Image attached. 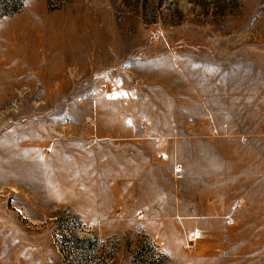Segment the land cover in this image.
Returning <instances> with one entry per match:
<instances>
[{
	"label": "rangeland",
	"instance_id": "obj_1",
	"mask_svg": "<svg viewBox=\"0 0 264 264\" xmlns=\"http://www.w3.org/2000/svg\"><path fill=\"white\" fill-rule=\"evenodd\" d=\"M34 36L31 47L26 38ZM53 39L59 44L47 47ZM0 41V264H100L107 257L112 264H227L229 244L248 234L234 227L220 234L177 232L171 225L128 228L122 226L128 218L117 214L121 201L115 212L106 211L114 229L99 231L80 216L75 196L83 194H75L67 172L75 160L105 161L107 151L134 155L129 140L111 135L109 144L96 136L99 114H153L160 89L187 95L184 84L174 90L147 82L146 62L169 58L220 68L226 79L221 84L216 77L214 87L226 93L243 87L245 95L244 87L264 76L249 67L250 51L264 49V0H0ZM121 67L133 70L122 89L125 100L104 104L109 89L101 76ZM11 79L18 81L11 85ZM197 127L206 135L217 131L210 121ZM107 143V151L100 148ZM64 208L88 222L100 242L115 240L111 253L88 240L66 242L68 224L56 219Z\"/></svg>",
	"mask_w": 264,
	"mask_h": 264
},
{
	"label": "crops",
	"instance_id": "obj_2",
	"mask_svg": "<svg viewBox=\"0 0 264 264\" xmlns=\"http://www.w3.org/2000/svg\"><path fill=\"white\" fill-rule=\"evenodd\" d=\"M250 52L249 67L264 73V49ZM196 63L180 65L169 58L146 62L142 75L147 82L187 88L182 98L156 91L153 114L114 113L104 118L99 114L96 136L109 144L111 135L127 139L134 155L131 159L107 151L112 147L107 143L100 147L107 151L102 155L105 161L88 165L72 161L75 170L67 174L75 181V194H83L75 196L80 202L76 206L99 231L114 229L106 224V211L112 212L118 201L121 218L129 220L122 226L132 229L162 231L171 225L177 232L220 234L234 227L248 236L229 244L223 254L227 264H264V76L257 75L253 87H244L245 95L243 87L226 93L224 86L214 87L216 77L225 82L224 71ZM61 68L58 64L59 72ZM130 68L101 76L109 89L104 104L115 106L125 100L122 89L131 78ZM179 101L189 108L179 111ZM208 121L217 130L212 135L197 127ZM142 125L147 128L142 130Z\"/></svg>",
	"mask_w": 264,
	"mask_h": 264
},
{
	"label": "built area",
	"instance_id": "obj_3",
	"mask_svg": "<svg viewBox=\"0 0 264 264\" xmlns=\"http://www.w3.org/2000/svg\"><path fill=\"white\" fill-rule=\"evenodd\" d=\"M128 154H131L130 152ZM239 203H237L238 205ZM117 214H122V211H117ZM56 219H60L61 221L66 222L68 224L69 230L64 231V238L66 242H83V241H90L95 244H101L104 250H107L111 253L113 248V244L115 240H108L100 242L97 238L96 233L93 231L91 225L81 220L75 214L70 212L67 208H64ZM231 225L233 224L232 221L229 222ZM58 246V245H57ZM189 250L193 251L194 248L192 246L189 247ZM113 259L111 257H107L104 261H101L100 264H112Z\"/></svg>",
	"mask_w": 264,
	"mask_h": 264
},
{
	"label": "bare ground",
	"instance_id": "obj_4",
	"mask_svg": "<svg viewBox=\"0 0 264 264\" xmlns=\"http://www.w3.org/2000/svg\"><path fill=\"white\" fill-rule=\"evenodd\" d=\"M37 17H40V16H37ZM32 19H33V18H32ZM48 22H49V21H48ZM55 23H56V22H55ZM41 27H43V23L41 24ZM53 28H54V30L57 29V27H55V26H53ZM53 28H52V29H53ZM50 29H51V28H50ZM13 30H14V29H13ZM20 30H21V29H20ZM59 30H60V29H59ZM59 30H58V31H59ZM17 31H18V30H17ZM52 31H53V30H52ZM25 32H26V31H25ZM14 33H15V32H14ZM16 33H18V32H16ZM30 34H31V33H30ZM13 35H14V34H13ZM20 35H21V34H20ZM27 35H29V33H28ZM32 35H33V34H32ZM9 37H11V36H9ZM14 38H16V36H15ZM21 38H22V37H21ZM23 38H24V37H23ZM19 39H20V38H19ZM26 39H27V42H28L29 46H31V47L36 46V45H35V43H36V42H35V41H36V40H35V36H34V38H33V37H29V38H28V37H27ZM26 39H25V40H26ZM14 40H15V39H14ZM16 41H17V39H16ZM16 41H15V42H16ZM21 41H22V40H21ZM38 42H39V41H38ZM38 42H37V43H38ZM56 43L59 44V42H56V40L53 39V40H52V43L50 42V43H49V46L47 45V47H52V48H53L54 44H56ZM37 45H38V44H37ZM25 46H26V45H25ZM20 47H21V46H20ZM4 48H5V43H3V42L0 41V49H4ZM66 48H67V47H66ZM36 50H37V49H36ZM21 51H22V50H21ZM27 51H32V52L30 53L32 57H30L31 60L29 61V64H32V65H30V66L35 67V65H36V60H37V54H36L34 48H30V47H29V48H27ZM82 51H83V50H82ZM18 52H19V51H18ZM33 52H34V53H33ZM27 53H28V52H27ZM28 54H29V53H28ZM30 54H29V55H30ZM23 55H24V54H23ZM28 57H29V56H28ZM21 59H22V58H21ZM28 59H29V58H28ZM22 60H23V59H22ZM29 64H28V65H29ZM20 69L22 70V68H20ZM15 81H18V80H17V79H11V81H10V82H11V85H13V84L15 83Z\"/></svg>",
	"mask_w": 264,
	"mask_h": 264
}]
</instances>
